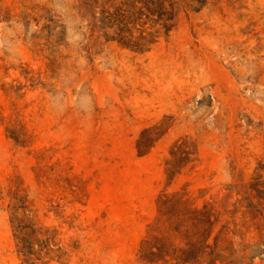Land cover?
<instances>
[{
	"label": "rangeland",
	"instance_id": "374dc122",
	"mask_svg": "<svg viewBox=\"0 0 264 264\" xmlns=\"http://www.w3.org/2000/svg\"><path fill=\"white\" fill-rule=\"evenodd\" d=\"M186 2L137 51L92 34L82 0H0V264H151L140 250L158 198L177 190L219 211L217 264L244 254L264 264V253L242 251L258 232H232L239 199L264 202V0ZM143 133L155 141L141 156ZM183 139L196 154L170 182ZM13 181L38 230L24 241L11 221Z\"/></svg>",
	"mask_w": 264,
	"mask_h": 264
},
{
	"label": "trees",
	"instance_id": "16d2710c",
	"mask_svg": "<svg viewBox=\"0 0 264 264\" xmlns=\"http://www.w3.org/2000/svg\"><path fill=\"white\" fill-rule=\"evenodd\" d=\"M184 1L186 0H82V3L91 15L92 34L102 31L107 38L117 40L125 47L144 51L155 42V33L158 31L149 29L161 24V27L169 31L174 26L173 22ZM207 1L188 0L186 3H196L197 6H201ZM149 22L152 25L146 26ZM138 25L141 27L138 28ZM144 134L138 140L141 156L149 152L141 148L151 147L155 141L147 139ZM171 153L172 158L167 161V174L170 182H173L177 174L194 160L192 155L196 154V149L194 150V143L191 140L183 139L174 144ZM46 155L44 151L38 156L36 166L37 176L41 182L45 177L50 179L48 166L44 165ZM44 183H47V180ZM23 190L22 184L16 181L12 182L9 190L14 201L11 207L13 210L11 221L15 236L21 241H24L22 235L27 233V230L38 232L35 228L36 222L29 216ZM253 198L254 195L249 192L235 203L237 209L233 211L234 215L242 212L243 216L241 222H233L234 229H232L235 233L236 228L240 226V229L247 228L251 231L253 228L258 232L259 242L245 245L242 249V251H251L252 260L256 254L264 253V202L254 203ZM158 207L156 224L140 250V258L143 261L151 264L160 261L166 263L175 261V264H203L201 258L206 256L207 264L218 263L219 255L209 242L220 220L219 211L214 204L207 202L200 206L191 198L189 192L177 190L163 192L158 198ZM228 224L221 228V233L230 232ZM246 235L243 234L242 238H246ZM172 238L181 239L180 245H175ZM247 257L249 255L244 254L239 261L229 260L223 264H244Z\"/></svg>",
	"mask_w": 264,
	"mask_h": 264
}]
</instances>
